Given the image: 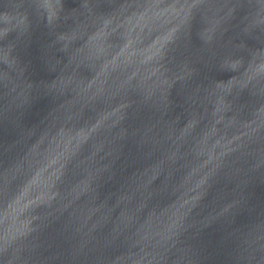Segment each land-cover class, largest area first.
I'll use <instances>...</instances> for the list:
<instances>
[{"label": "clouds", "instance_id": "clouds-1", "mask_svg": "<svg viewBox=\"0 0 264 264\" xmlns=\"http://www.w3.org/2000/svg\"><path fill=\"white\" fill-rule=\"evenodd\" d=\"M0 264H264V0H0Z\"/></svg>", "mask_w": 264, "mask_h": 264}, {"label": "water", "instance_id": "water-1", "mask_svg": "<svg viewBox=\"0 0 264 264\" xmlns=\"http://www.w3.org/2000/svg\"><path fill=\"white\" fill-rule=\"evenodd\" d=\"M34 49L38 52L39 51V43L37 42L36 45H34Z\"/></svg>", "mask_w": 264, "mask_h": 264}]
</instances>
